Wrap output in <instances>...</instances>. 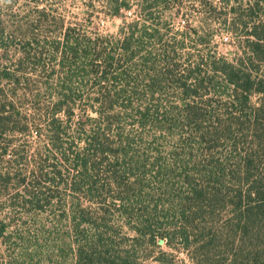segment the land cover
Here are the masks:
<instances>
[{
	"label": "trees",
	"instance_id": "16d2710c",
	"mask_svg": "<svg viewBox=\"0 0 264 264\" xmlns=\"http://www.w3.org/2000/svg\"><path fill=\"white\" fill-rule=\"evenodd\" d=\"M100 1L115 35L0 0V196L14 191L10 206L31 212L68 207L74 264H149L176 243L190 264H261L264 0H223L226 12L214 0ZM195 8L208 33L193 49L211 47L220 21L235 57L184 53L192 30L174 26ZM147 127L180 147L151 161L137 148Z\"/></svg>",
	"mask_w": 264,
	"mask_h": 264
},
{
	"label": "rangeland",
	"instance_id": "374dc122",
	"mask_svg": "<svg viewBox=\"0 0 264 264\" xmlns=\"http://www.w3.org/2000/svg\"><path fill=\"white\" fill-rule=\"evenodd\" d=\"M29 0V9H35V7H47L49 11L54 10V15L57 17L65 18L67 25H87L93 32H98L101 35H115L119 29L120 21L107 17L104 14V6L100 0ZM191 0H185L187 6H192ZM24 4L23 1L19 5ZM214 5L217 6L219 11L226 12L228 5L223 0H214ZM234 5V2L229 4V7ZM20 10V11H19ZM22 7L16 9V13L22 12ZM87 11L91 13L89 16ZM187 15L179 18L175 23V32L183 33L189 29L192 30L191 40L187 47L184 49V53L192 52L194 55L199 53H205L210 50L215 52L219 56L225 55L230 59L235 57L236 47L234 44L235 36L227 33L221 27L220 21H209L210 29L212 30L211 47L205 48L204 45L198 46L193 49L191 43L194 42L195 33L204 35L208 33L207 26L202 22L204 19L201 9L195 8L194 10H185ZM89 16V17H88ZM88 19V20H87ZM212 24V25H211ZM191 41V42H190ZM85 93H92V89H84ZM166 95L176 94L175 87L170 86L162 92ZM257 101V97L253 99ZM95 116V113H91ZM128 130L134 129L133 126H128ZM148 136H145L142 140V144L137 148L143 147L148 149V155L151 157V161H154L155 157L159 156L156 150L161 151V155L166 157L169 151L173 148H179L177 139L171 137H159L160 133L150 127L145 130ZM35 133L33 139H37ZM156 176V172H154ZM180 170L177 174H174V182L177 184L180 180ZM154 178H148L151 183L147 184L151 190L157 187V183ZM15 194L11 191L9 195L0 196V204H4L5 208L0 210V222L5 226L4 240L0 241V264H9V262H18L20 264H50L51 261L57 260L63 262V264H74L75 251L72 243L76 236L72 226V219H65V213L70 210L68 207H62L58 202H54L51 206L45 207L42 211L31 212L28 209L12 208L9 200L12 195ZM65 196V195H63ZM66 197V196H65ZM70 198H68L67 202ZM64 203V202H63ZM66 210V212H65ZM59 218L62 219L59 221ZM44 231L46 234L40 233ZM124 236V232L127 230H120ZM124 231V232H123ZM48 232V233H47ZM54 232V233H53ZM123 236L121 237L122 240ZM131 245V241H126ZM177 248H181L176 243ZM72 248V250H71ZM177 248L170 249L162 244L160 249H156L153 258L149 259V264H190L186 254ZM152 249V247H151ZM25 255H31L25 257ZM141 257V256H139ZM228 255L221 257V262L228 261ZM156 259H159L156 261ZM264 264V262H261Z\"/></svg>",
	"mask_w": 264,
	"mask_h": 264
}]
</instances>
